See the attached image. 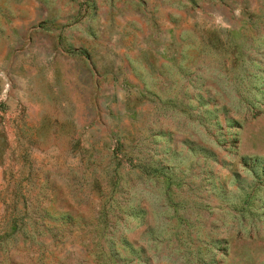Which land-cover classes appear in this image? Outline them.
<instances>
[{"label": "rangeland", "instance_id": "374dc122", "mask_svg": "<svg viewBox=\"0 0 264 264\" xmlns=\"http://www.w3.org/2000/svg\"><path fill=\"white\" fill-rule=\"evenodd\" d=\"M0 264H264V0H0Z\"/></svg>", "mask_w": 264, "mask_h": 264}]
</instances>
